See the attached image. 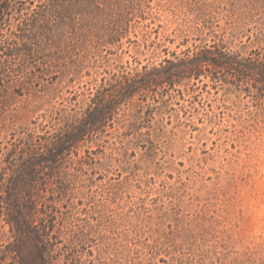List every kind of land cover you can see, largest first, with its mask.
Here are the masks:
<instances>
[{
	"label": "rangeland",
	"instance_id": "1",
	"mask_svg": "<svg viewBox=\"0 0 264 264\" xmlns=\"http://www.w3.org/2000/svg\"><path fill=\"white\" fill-rule=\"evenodd\" d=\"M203 1L216 31L264 52V0ZM17 10L8 12L7 33L24 17ZM182 11H161L148 27L131 28L121 47L87 55L74 78L64 62L45 70L42 53L52 50L20 60L24 81L0 86V141L61 108L82 113L104 69H141L162 59V46L179 53L210 43ZM173 94L168 111L134 135L119 131L65 161L72 194L61 233L79 240L61 238L63 264H264V100L220 86Z\"/></svg>",
	"mask_w": 264,
	"mask_h": 264
},
{
	"label": "trees",
	"instance_id": "2",
	"mask_svg": "<svg viewBox=\"0 0 264 264\" xmlns=\"http://www.w3.org/2000/svg\"><path fill=\"white\" fill-rule=\"evenodd\" d=\"M204 3L0 0V58L6 61H0V86L24 81L26 65L19 61L50 50L53 54L42 53L48 58L45 70L59 66L51 62H64L61 70L74 78L87 55H96L105 46L121 47L131 28L148 27L161 11L176 16L185 7L184 15L193 14L191 20L201 23L196 26L197 33L214 38L179 53L162 46V59L141 69H104L82 113L61 108L0 141V264H63L59 243L63 242L62 222L66 218L61 208L72 194L65 161L83 145L109 140L123 130L134 135L142 121L168 111L167 101L174 92L184 98L202 86H220L264 100V52L244 44L237 47L235 32L227 35L226 29L216 31L211 21L215 17ZM13 10L22 11L24 17L7 33L6 23L12 21L8 12ZM256 40L262 37L256 35ZM152 42L156 48L162 45ZM82 158L78 156L76 161ZM63 238L69 243L79 240L74 233ZM71 264L82 263L75 260Z\"/></svg>",
	"mask_w": 264,
	"mask_h": 264
}]
</instances>
